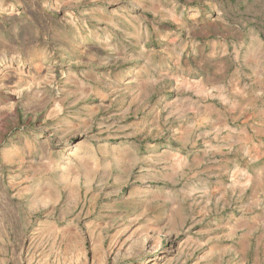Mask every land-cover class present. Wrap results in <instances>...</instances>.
I'll return each instance as SVG.
<instances>
[{"label":"rangeland","instance_id":"374dc122","mask_svg":"<svg viewBox=\"0 0 264 264\" xmlns=\"http://www.w3.org/2000/svg\"><path fill=\"white\" fill-rule=\"evenodd\" d=\"M0 264H264V0H0Z\"/></svg>","mask_w":264,"mask_h":264}]
</instances>
